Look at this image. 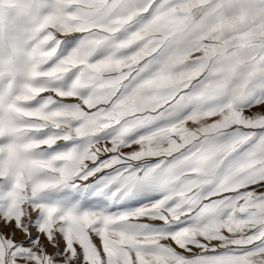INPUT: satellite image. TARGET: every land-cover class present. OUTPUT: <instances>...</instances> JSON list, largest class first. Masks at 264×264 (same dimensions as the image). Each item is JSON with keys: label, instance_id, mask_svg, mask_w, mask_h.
<instances>
[{"label": "snow or ice", "instance_id": "snow-or-ice-1", "mask_svg": "<svg viewBox=\"0 0 264 264\" xmlns=\"http://www.w3.org/2000/svg\"><path fill=\"white\" fill-rule=\"evenodd\" d=\"M0 264H264V0H0Z\"/></svg>", "mask_w": 264, "mask_h": 264}, {"label": "clouds", "instance_id": "clouds-1", "mask_svg": "<svg viewBox=\"0 0 264 264\" xmlns=\"http://www.w3.org/2000/svg\"><path fill=\"white\" fill-rule=\"evenodd\" d=\"M9 15H10V16H14V15H15L14 10H13V11H10V12H9Z\"/></svg>", "mask_w": 264, "mask_h": 264}]
</instances>
